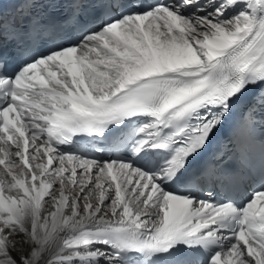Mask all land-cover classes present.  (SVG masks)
Segmentation results:
<instances>
[{"label": "snow or ice", "instance_id": "6c2138e0", "mask_svg": "<svg viewBox=\"0 0 264 264\" xmlns=\"http://www.w3.org/2000/svg\"><path fill=\"white\" fill-rule=\"evenodd\" d=\"M0 264H264V0H0Z\"/></svg>", "mask_w": 264, "mask_h": 264}]
</instances>
